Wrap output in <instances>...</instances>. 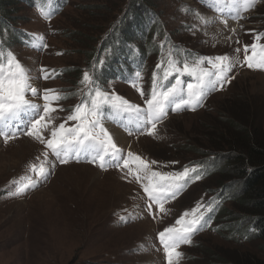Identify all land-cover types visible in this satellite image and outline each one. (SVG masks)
Here are the masks:
<instances>
[{
	"label": "rangeland",
	"instance_id": "obj_1",
	"mask_svg": "<svg viewBox=\"0 0 264 264\" xmlns=\"http://www.w3.org/2000/svg\"><path fill=\"white\" fill-rule=\"evenodd\" d=\"M128 1L69 0L59 14L49 18L25 2H11V9H18L13 13L14 27L27 34L34 33L31 45L29 39L26 45L16 43L12 53L31 70L32 77L43 75L39 71L41 67L53 77L34 79V86L41 90L54 89L67 97L59 101V109L63 110L53 114L57 117L56 124L64 122L81 96L79 85L74 90L71 88L74 68H87L91 47L97 46L105 29L123 13ZM152 1L154 11L167 30L173 32L172 39L185 44L187 50L199 52V56L228 54L242 61L245 45H264V38L255 39L257 34H264V2L244 13L248 18L238 23L228 19L227 27L222 23L205 27L193 13L199 12L206 18L215 17L217 13L199 0ZM193 25L197 27L195 32L190 30ZM231 29H235V33ZM142 45L145 46V42ZM237 48L241 50L239 53L235 52ZM149 57L148 70L137 87L116 81L108 89L144 107L152 86L149 77L160 63L155 55ZM230 75L234 77L230 83L212 91L203 106L194 111L169 108L155 136L146 131L129 135L123 127L117 126L120 120L105 122V127L125 153L131 151L142 159L155 161L153 171L173 173L197 165L195 162L202 156L197 153L200 148L197 143L218 144L213 135L224 128L220 119L225 112L234 110L254 115L264 128V70L236 66ZM140 86L145 93L143 97L138 90ZM35 99L43 103L42 99ZM75 123L68 121L67 126ZM115 129L133 143L132 149L120 144ZM27 140L29 146L22 151ZM45 150L44 145L26 135L8 143L0 139V264H167L158 233L174 226L185 211L194 210L198 203L209 204L210 191L214 194L217 187L214 185L218 182L217 173L202 176L186 192L168 201L167 213L162 214L144 191L146 180L137 181L128 174V169L103 170L87 162L83 154L79 161L56 162L53 168L50 162L55 158L49 152V163L45 164L50 172L47 179L27 173L29 164L39 165L44 161ZM130 167L135 170V163ZM25 174L39 180L38 185L21 195H13L12 181ZM148 203H152L151 211L146 207ZM231 203L228 200L225 206L230 207ZM179 250L183 253L179 264H213L211 258L227 260V255L233 254L264 260L263 241L232 239L229 230L213 220L192 237L190 245H181Z\"/></svg>",
	"mask_w": 264,
	"mask_h": 264
},
{
	"label": "snow or ice",
	"instance_id": "obj_2",
	"mask_svg": "<svg viewBox=\"0 0 264 264\" xmlns=\"http://www.w3.org/2000/svg\"><path fill=\"white\" fill-rule=\"evenodd\" d=\"M206 7L216 11L217 16L205 17L199 12L193 13L202 26L222 23L227 27L228 19L237 23L248 17L244 13L252 10L258 3L264 0H203ZM51 0L39 7V12L45 18H49ZM242 27V26H241ZM195 32V25L190 27ZM235 33V29H231ZM264 34H257L255 39L259 41ZM46 46V45H45ZM161 48H164L162 43ZM260 51H257V48ZM241 50L235 49L236 53ZM244 59L228 54L217 56L191 55L183 49L175 46L169 47L166 56L162 53L160 63L152 76V86L144 107L132 104L114 91L105 90L96 76L97 65H93L91 71L85 70L79 92L80 103L75 105L64 122L56 124L57 117L53 115L59 109V101L67 99L54 89H39L33 84L34 79L53 78L47 69L41 67V77H32L31 70L26 68L16 56L9 51L5 56L0 47V139L4 143L16 139L20 135H26L44 145V161L39 165L29 164L27 173H35L40 179H47L50 174L45 167L49 163V152L55 158V163L67 164L71 160L79 161L83 158L87 162L96 164L103 170L109 167L128 169V174L137 181L146 180L143 184L144 191L152 203H155L159 212L167 213L165 204L174 199L190 181L194 182L202 178L200 165L184 167L180 172L161 173L153 171L155 161H147L140 156L119 147L113 139L105 122H113L111 116L121 117L117 126L123 127L129 135L134 132L155 136L158 124L168 114V109L182 111L195 110L203 106L205 98L212 92L230 83V73L236 66H247L249 69L264 70V45H245L243 48ZM249 52L251 54H249ZM176 53H182L177 56ZM103 65V60L99 61ZM207 65V67H205ZM55 70H53L54 72ZM136 80H142L139 71L135 72ZM190 77L185 81L181 77ZM174 77V79H173ZM165 82H168L167 85ZM133 87H137L135 82ZM140 95L145 93L142 86L139 87ZM31 97V98H29ZM35 98L42 99L43 103H37ZM68 121H75L72 126H67ZM127 121V123H125ZM47 133V136L45 135ZM135 163V170L130 165ZM158 178V179H157ZM15 185L13 195H21L35 188L39 180L32 179L30 174H25L12 181ZM152 203L146 205L151 211ZM215 200L209 204L198 203L194 210L185 211L175 221L174 226H169L158 233L159 242L166 255L167 264H179L183 253L179 250L181 245H190L192 236L201 228L206 227L208 221L204 219L206 212L213 211ZM155 218V217H154ZM123 222L127 219L121 217ZM143 248V246H141Z\"/></svg>",
	"mask_w": 264,
	"mask_h": 264
},
{
	"label": "trees",
	"instance_id": "obj_3",
	"mask_svg": "<svg viewBox=\"0 0 264 264\" xmlns=\"http://www.w3.org/2000/svg\"><path fill=\"white\" fill-rule=\"evenodd\" d=\"M68 1L51 0L50 9H47L51 12L50 17L59 14ZM11 2H25L39 12V7L46 4L47 0H0V47L5 56L13 51L12 47L16 43L26 45L29 39L31 45L34 41V33L27 34L23 29L14 27L16 18L13 13L18 9H11ZM200 3L205 6L203 0ZM154 8L152 0H129L123 13L105 29L97 46L91 47L87 54V68H74V84L71 88L74 90L78 85L81 88L80 81L84 71H91L94 64L97 65L96 76L99 83L110 91L108 87L116 81L130 85L137 83L139 80H136L134 74L137 71L142 76L145 74L149 56L155 55L157 62H160L162 53L166 56L171 46L183 49L193 56L199 55V52L187 50L185 44L172 39L173 32L167 30ZM143 42L145 46L142 45ZM162 43L164 48L160 46ZM176 55L181 56L182 53ZM101 60L102 66L99 64ZM60 71L65 73L63 68ZM153 74L149 77L150 82ZM167 83L165 82L166 85ZM79 103L80 99L77 101ZM220 120L224 124L221 129L223 132L213 135V138L218 139V144L197 143L200 146L197 153L202 156L195 163L200 165L202 176L217 173L218 182L214 184L217 187L214 194L210 191V203L215 200V204L213 211L206 212L207 216L229 230L232 239L244 237L264 242V128L254 115L235 113L234 110L225 112ZM207 140H210V136H207ZM194 182L187 183L179 194L186 192ZM228 200L232 202L231 208L225 206ZM227 256V260L220 257L211 259L213 264H264L262 259L254 260L237 254Z\"/></svg>",
	"mask_w": 264,
	"mask_h": 264
},
{
	"label": "bare ground",
	"instance_id": "obj_4",
	"mask_svg": "<svg viewBox=\"0 0 264 264\" xmlns=\"http://www.w3.org/2000/svg\"><path fill=\"white\" fill-rule=\"evenodd\" d=\"M115 131V133H116V135H117V137L119 138V142H120V144L122 145V146H124L125 148H129V149H132L133 148V143H131V141L130 140H126L125 139V135L123 134V133H121L118 129H115L114 130ZM127 137V136H126ZM126 140V141H125ZM29 141L27 140V141H25V144H23V148H21V150L23 151V150H25L26 149V147L27 146H29ZM127 145L129 146V147H127ZM31 147V146H30ZM160 248V247H159Z\"/></svg>",
	"mask_w": 264,
	"mask_h": 264
}]
</instances>
